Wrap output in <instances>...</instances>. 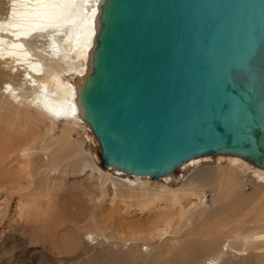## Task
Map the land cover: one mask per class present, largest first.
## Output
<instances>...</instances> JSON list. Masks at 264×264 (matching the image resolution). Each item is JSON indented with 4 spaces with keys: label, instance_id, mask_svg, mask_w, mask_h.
Returning <instances> with one entry per match:
<instances>
[{
    "label": "water",
    "instance_id": "1",
    "mask_svg": "<svg viewBox=\"0 0 264 264\" xmlns=\"http://www.w3.org/2000/svg\"><path fill=\"white\" fill-rule=\"evenodd\" d=\"M81 118L99 166L160 180L204 156L264 169V0H101Z\"/></svg>",
    "mask_w": 264,
    "mask_h": 264
},
{
    "label": "rangeland",
    "instance_id": "2",
    "mask_svg": "<svg viewBox=\"0 0 264 264\" xmlns=\"http://www.w3.org/2000/svg\"><path fill=\"white\" fill-rule=\"evenodd\" d=\"M76 13L80 14V9ZM62 70L61 66L60 71ZM46 80L48 81V78ZM53 88L56 87L53 86ZM17 111L26 112L22 106ZM29 114V118L36 116L34 111H29ZM51 117L54 118L53 115ZM38 119L33 118L34 122H32L23 114L14 117L2 109L0 111V147L9 142L14 144L18 141L40 145L44 135L46 139L57 137L63 133V127L69 130L72 127L73 131L69 135V140L81 144L87 164L91 167L96 166L97 169L84 172L81 169L78 170V167L71 169L73 164L79 166L86 163L83 161V156L72 160L66 159L65 162L60 158V167H65L66 174L51 180L49 177L54 171L37 174L35 169L38 162L33 150L25 152L29 158L20 157L19 152L8 156L5 159L6 162L4 161L10 164V166L7 164L9 174L7 173L8 177L5 180L8 182L0 186V264H79L83 261L86 255L80 256L78 247L74 254L66 252V258H58L62 255L59 256L51 251L53 248L55 250L56 248L64 250L69 247L73 249L74 244L78 243L77 234L71 231V224H66L68 219L73 218L74 212H78L75 206L82 209L78 212L81 221L80 229L76 230L80 233L79 237L87 242L85 237H82L85 232L97 231L100 234L99 240L95 241L98 242L97 244L88 241L91 258L92 255L95 258L97 254L112 255L111 253H114L116 256L121 255L120 252L126 254L128 245L136 244L143 257H140V262L136 264H210L206 258L197 259L191 255L194 259L191 260L188 257L185 245L191 251H194V248L185 244L187 234L192 231L208 233L219 230L223 232L228 227L229 221L233 223V227L239 226L248 214L243 210L241 201H244L250 193L258 197H263L261 194L264 195L262 169L240 158L215 155L194 158L182 164L175 173L168 176V180L143 179L142 181L148 184V194L147 190L144 191L145 193L143 190L134 192L135 195H139L140 192L144 196L148 195L147 198L122 199L123 196L119 194H125L126 188L122 187L118 179L134 177L124 175L117 170L102 169L99 166L98 145L89 131L84 130L82 124L78 125L77 121L73 120L63 122V118L60 120L54 118L53 123H50L47 117L45 119L38 117ZM40 121L42 124H39ZM75 123L78 126H75ZM44 125H50L52 130L43 128ZM6 139H9L7 143ZM75 148L79 149L78 146ZM227 169L233 170V175L216 178L218 172ZM101 173L109 179L112 178L114 182L99 179ZM236 179L243 185L242 192L224 189L218 193L221 202L218 203L219 206L216 204L218 208H212L217 183L225 184L228 180L233 183ZM104 182L105 187L101 190L100 184ZM192 182L195 185L189 187ZM197 186H199L196 191L198 195L199 193L204 195L205 204H200L201 207L196 206L198 201L194 197L174 204L150 199L147 205L148 198L154 197L152 194L163 187L176 191L180 195L183 191L192 188L196 190ZM256 187L260 190H256ZM229 207H231L230 210ZM223 208L228 211L220 215L219 212ZM211 212L216 216L215 221L219 225L209 219L212 216ZM203 213L207 215V220L204 221L205 223L198 222V214ZM192 214L195 215L192 216ZM222 221L226 226L221 224ZM97 223L103 225L97 226ZM208 239H202L201 242H206ZM219 242L217 247L225 252L222 241L219 240ZM250 251L251 249L245 251V256L244 253L240 255L241 257L230 256L216 264H264L262 251H253V257ZM133 256L134 251L130 253L129 258L127 257L128 260L125 259L127 261L124 264H133L131 261Z\"/></svg>",
    "mask_w": 264,
    "mask_h": 264
},
{
    "label": "bare ground",
    "instance_id": "3",
    "mask_svg": "<svg viewBox=\"0 0 264 264\" xmlns=\"http://www.w3.org/2000/svg\"><path fill=\"white\" fill-rule=\"evenodd\" d=\"M100 4L101 0H0V111L5 109L6 113H10L14 117L23 114L24 117L32 122H34L33 118L39 120L38 117L43 119L47 117L50 123L55 121L54 118L57 120L63 118V122L73 120L77 121L78 125L82 124L85 131H89L81 118V110L77 103V96L85 76L90 71V54L95 44L94 38L97 33V16L99 14ZM79 9L80 14H77L76 11ZM59 65L60 67L62 66V71H60ZM47 78L48 81L46 80ZM49 81L54 83L51 84ZM53 86L56 88H53ZM20 106L24 107L26 112L19 113L17 110ZM29 111H34L36 116L29 118ZM52 115L54 118L51 117ZM39 124H42L41 121ZM78 125L76 124L75 126ZM43 128L52 130L50 125H44ZM72 131V127L71 130L63 127V133L57 137L46 139L44 135L41 139L42 144L40 145L31 142L20 143L18 141L14 144L9 142V144L1 146L0 186L8 182V180L7 182H5V180L6 177H8L7 166H10V164L4 163V161L8 156L16 152L21 153L20 157L29 158V155L25 152L30 150L34 151L38 162L35 169L38 175H42L46 171L48 173L54 171L53 175L49 177L51 180L56 177L65 176L66 170L65 167H60V158L65 162L66 159L72 160L76 159V157L79 158L83 156L84 153L80 143H73L69 140V135ZM89 133L91 134L90 131ZM5 141L7 143L9 139ZM76 146H78L79 149H76ZM231 157L239 159L235 156ZM83 161L86 162L84 165L77 166V164H73L71 169L78 167V170L81 169L82 172L85 170L90 171V169H97L96 166L91 167L87 164V158L85 156H83ZM260 169L264 171L263 168ZM227 175H233V170L227 169L220 171L217 173L216 178ZM129 176H133L134 178L118 179L122 187L124 186L126 188L124 190L126 191L125 194H119V196H123L122 199L126 198L131 200L135 198L136 200L139 198L143 199V197L147 198L148 195H145V197L144 194L141 193V190H143V192L147 190L146 193L148 194V184L142 180L150 178H143L145 176ZM168 176L160 180H168ZM99 179L113 181L112 178L109 179L108 176L102 175V173L99 175ZM262 181H264V179H262ZM194 185L195 184L192 182L189 184V187H193ZM100 186L101 190H103L105 182L100 184ZM199 186H197L196 190L192 188L191 190L183 191L180 195H178L176 191L164 189L163 187L155 194L152 192L154 195L151 193L154 197L148 198L147 205L150 203V199L174 204L194 197L198 201L196 206L199 205L201 207L200 204H205V202L203 200L204 195L202 193L198 195L196 192ZM242 188L243 185L238 179L233 183L229 180L225 184L217 183L214 190L215 198L212 208L217 207L216 204L221 203L218 197L219 192H222L224 189H230L232 191L235 190L237 193H241ZM135 190L141 191L139 195H135ZM256 190H260V188L256 187ZM261 195L263 197L253 196V194L250 193L245 197L244 201H241L244 207L243 210L248 214L239 226L233 227V223L229 221L228 227L223 232L219 230H213L208 233L192 231L187 234L188 237L186 236L187 239L185 244L194 248V251H191L185 245L188 257L191 260H194L191 255L197 259L206 258L210 264H216L218 262L221 263L230 256H240L243 255V253L245 256V251L249 249H251V257H253V251H262L264 254V195ZM75 208L78 209V212H80L79 210L82 211L80 207L75 206ZM230 209L231 207H229V210ZM227 211L228 209L223 208L219 214L223 215ZM78 212L75 211L72 216L73 218L66 221V224H71V231L77 234L78 243L74 244L73 249L69 247L64 250L59 248L55 250L53 248L51 250L53 253L59 256L62 255L58 258H66V252L74 254L76 247H78V251L80 250L81 252L80 256H82V254L86 255V258L83 261L80 260L81 262L79 264H124L130 257L132 251H134V256L131 258L132 263L136 264L140 262L142 254L136 244H129V248L126 249V254L121 252V255L117 256L116 254L114 255V253H111L112 255H107V253L97 254L95 258L92 255V259L90 254L91 248L88 241L97 244L98 242L95 241L99 240L100 234L97 231H88L82 236L85 237L87 242L80 238V233L76 232V230L80 229L79 223H81L79 218L80 214ZM208 212L209 211H207V213ZM194 215L195 214H192V216ZM211 215V218H209L211 222L213 221L218 224V222L215 221L216 216H214L213 213ZM207 218V215L204 213L201 215L198 214L197 221L204 222ZM221 224H223V221ZM100 225L103 224L100 223L98 225L97 223V226ZM224 226H226V224ZM181 237L183 238V236ZM193 237H195V239ZM202 239L208 240H206V242H201ZM219 240L222 241L225 252L217 247V245L219 246L220 244ZM72 244L70 243V245ZM126 258L127 260H125Z\"/></svg>",
    "mask_w": 264,
    "mask_h": 264
}]
</instances>
